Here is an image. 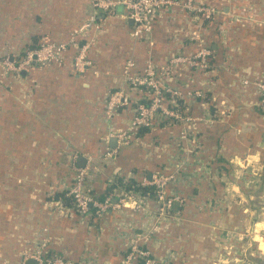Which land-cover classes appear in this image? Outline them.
I'll return each instance as SVG.
<instances>
[{"label":"crops","instance_id":"crops-1","mask_svg":"<svg viewBox=\"0 0 264 264\" xmlns=\"http://www.w3.org/2000/svg\"><path fill=\"white\" fill-rule=\"evenodd\" d=\"M207 1L220 10L211 21L174 8L160 10L151 18V34L136 39L122 4L107 16L94 0H0V52L5 47L20 50L40 39L66 41L91 16L101 23L99 29L89 28L75 38L63 53L64 63L34 65L19 79L0 80V264H19L24 251L40 244L44 256L56 252L74 264H124L133 236L148 239L144 245L160 264H216L221 236L230 239L235 234L239 239L240 230L246 232L240 237L251 247L249 253L255 248L264 255V113L256 106L252 87L242 96L247 100L243 106L226 72L221 71L219 79L218 71L217 84L209 85L205 80L210 77L194 66L177 65L170 85L215 93L207 116L212 121L189 122L186 139L180 137L184 125L174 121L159 122L141 134L140 127L133 130L127 145H119L116 138L129 126L135 101L145 95L122 75L125 62L132 58L131 71L136 72L147 58L162 65L176 53L193 54L198 49L191 39L196 28H205L215 63L231 56L264 77V0ZM219 24L224 31H217ZM84 45L90 65L76 71L72 58ZM118 89L129 96V105L109 110L108 96ZM225 97L233 105L229 115L218 112L216 101ZM197 100L183 104L193 117L203 109ZM112 148L117 152L103 158ZM11 151L16 153L9 156ZM73 155L78 166L80 156L83 166H98L87 180V193L112 203L129 184L182 166L166 186L168 193L182 198L170 209L172 222L158 226L161 221L152 216L159 213L157 200L147 194L143 208L136 211L127 206L98 215L93 207L80 214L65 204L61 194L71 183ZM216 162L225 170H238L244 163L242 171L249 174L251 186L241 184L230 169L222 177L227 184L221 178L211 181L209 168ZM38 167L41 191L29 188L36 184ZM222 193L228 206L215 201ZM262 255L255 258L264 263Z\"/></svg>","mask_w":264,"mask_h":264},{"label":"built area","instance_id":"built-area-1","mask_svg":"<svg viewBox=\"0 0 264 264\" xmlns=\"http://www.w3.org/2000/svg\"><path fill=\"white\" fill-rule=\"evenodd\" d=\"M93 4L105 12L107 16L114 15L116 7L122 4L125 9V18L132 20L130 35L136 39L147 38L151 34L153 27L151 18L157 11L174 8L186 13L193 12L197 15H202L207 20L212 19L218 11L214 6L205 4L204 0H94ZM100 27L101 23L91 16L79 30L88 28L99 29ZM77 31L75 30V32ZM200 32L198 29L191 34V39H193L198 48L192 55L176 53L170 56L162 65L155 64L152 59L147 58L144 68L136 72L131 71L134 66L132 58H129L125 62L122 75L129 85L143 89L145 95L142 98L144 100L136 102L129 126L116 134L119 145L129 144L132 131L139 127H153L155 122L167 118L182 119L183 117L179 113L176 104L178 99L185 100L190 97L192 99L203 97L201 91H187L183 94L178 88L169 84L173 70L177 65L186 64L206 70L210 61L211 51L203 46V37ZM66 44L48 43L30 48L24 52L25 59L18 66H15L14 62L11 61L9 67L18 72L26 70V65L30 62L41 61V64H45L53 61L60 64L63 61ZM86 50L87 47L85 45L81 46L73 58L72 65L76 71H83L90 65V61L86 58ZM259 88L262 95L261 101L264 105V83L259 84ZM129 102L130 98L125 91L118 89L109 94L106 106L109 110H115L120 105H129ZM180 137L186 139V132L182 131ZM116 152L117 148L108 149L104 152L103 158L111 157ZM72 157L69 167L72 172L71 183L67 187L65 195L72 199L74 208L80 214H88L93 207L97 209L98 215L104 213L109 208L116 209L129 206L135 211L139 210L144 205L143 201L145 198L147 199V195L137 190V185H153L156 189L154 197L162 203L161 210L165 213L170 212L175 200L182 201V198L178 194L166 191L167 184L176 179L179 170L183 169L182 166H179L176 168L178 170L170 174H153L150 179L144 177L141 182L129 184V188H126L120 194L121 196L118 197L117 201L112 203L107 198L102 201L98 200L86 191L87 180L93 173L95 174L99 171L98 166L94 163L78 166L75 164V155ZM144 243L135 236L130 239L123 258L124 264H139L141 260L144 264H160L153 257L151 251L145 247ZM29 258H34L37 264H74L56 252L44 256L41 244L35 247L34 250L24 251L21 264H25Z\"/></svg>","mask_w":264,"mask_h":264},{"label":"rangeland","instance_id":"rangeland-1","mask_svg":"<svg viewBox=\"0 0 264 264\" xmlns=\"http://www.w3.org/2000/svg\"><path fill=\"white\" fill-rule=\"evenodd\" d=\"M204 2H205V4L210 5L207 0H204ZM96 8H98V7H96ZM217 10H218L217 12L220 11L219 9H217ZM188 14L191 17H196L197 16V14H195L193 12H190ZM198 16L200 18L204 19L202 15H198ZM213 17H212V19H213ZM212 19H208V20L204 19L203 21H211ZM83 24H84V22L78 28L72 30L70 32L68 40H66V41H63V42H59V41H57V42H46V41H41V39H40L38 42H36V44H37V46H41L42 44L44 45V44H48V43H67L66 44V49H67L70 44L74 43L75 38L77 36L84 35L86 30L89 29L88 28V29H84V30H79V28ZM197 29L198 28H196V30L193 31L191 34L196 32ZM216 29H217L218 32L224 31V27L221 26V24H219ZM75 30H78V31L75 32ZM199 30L201 31L200 33H201V35L203 37V44H204L203 46L206 47L207 49H210V51H211L210 61H209L208 65H207V67H206V70L198 69L197 66H194L193 68L195 70H197V69L200 70L201 74H203L204 76L206 75V76L210 77V78H207V80H205V81L208 82L209 85H211V84H215L216 85L217 84L216 82L218 81V71H219V79H220V72L221 71L226 72V74L230 78V85L231 86H235L237 95L241 98V100H242L241 104L243 106L247 105V100L245 99V97H242V96L247 95L249 93L248 91H249L250 87H252L254 89L253 92L257 95V98H258L257 102H256V106L260 110L261 114H262V111L264 113V105H263V103L261 101L262 95H261V90L259 88V84L264 83V77L256 76V74L253 73L252 71H247V69L244 68L243 65L237 64L235 62V60L231 56H226L225 55L224 59L222 60V62L220 64L215 63L214 59H213V52H212V50L210 48V44L204 38V34L206 33V30H205V28L204 29H199ZM73 36H75V37L72 39ZM218 36L220 37V41L222 42V45H226L225 41H223L222 35L221 36L218 35ZM30 44H32V42L28 43V45H30ZM28 45L22 47L20 50L12 49L13 51H10L8 47H5L4 50H2V52H0V80H5V79L7 80L8 78H11V77L19 79L20 78V76H19L20 74H23V72L25 73V71H28L34 65L41 66V65H45V64H49V63H56V62H53V61H49L48 63L41 64V61H37V62H30L29 64H27L26 65V70H21V71L17 72L15 70L11 69L9 67L10 66L9 63L11 61L14 62L15 66H18L25 59L24 52L26 50L30 49V48L37 47V46H34V47H30L29 46L28 47ZM234 45L238 46V44H234ZM236 46L234 47V50H236ZM190 55H192V54H190ZM74 56H73V58H74ZM63 61H64V55H63ZM63 61H62V63H64ZM213 69H216V71H215L214 75H211L212 74L211 71ZM249 74H251V76H249ZM171 86H173V85H171ZM174 87L178 88L176 86H174ZM178 89L183 94L186 93L187 91L195 92L197 90L201 91L203 93V95H202L203 97L199 98L201 100H197L196 101V102H201L200 105L203 108L201 110V115L193 117V115H191V113H189V111L186 108H183V104L184 105L185 104L189 105V98H186L185 100L184 99H178L177 102H176L177 108H178L179 113L181 114V116L183 118L182 119L167 118V119H163L161 121L155 122L154 125H156L157 123L162 122V121H168V122L169 121L170 122L174 121V122H178V123H181L182 125H184L183 129L181 130V132L182 131L186 132L187 124L189 122H191V121H194V120L207 121V122L212 121L211 116H209V118H207V116L209 115L210 109H211L209 107V102L211 101V99H212V97H213V95L215 93H209L208 94V92L206 93L203 89H191V88H188V89H180V88H178ZM206 94H208V102H204V100L206 98ZM217 95H219V94L217 93ZM191 99H192V97H190V101H191ZM216 102L220 106V110H221V111H218V112L222 113L224 115L225 114L229 115V113L227 111L230 110L231 108L233 109V105L229 101V99L226 98L225 100H223L222 98H220L219 101L217 100ZM206 106L208 108L207 111L204 110V108H206ZM215 109L218 110V108H215ZM163 118H165V117H163ZM181 132H180V136H181ZM15 153L16 152H14V151L9 152V156H13ZM27 159L28 158L26 157L25 160L27 161ZM220 166H221V164L216 162L215 165H213V167L209 168L210 169L209 175H210V173L211 174L213 173L211 175V177H210L211 181H213L215 178H221V180H223V178H225L226 175L229 174V172L227 170L230 169L231 174L234 175L233 177L236 178V179L239 178L241 180V184H243L245 187H250L251 186V182L247 183L249 174H246L245 172L242 171V169H244V167H245L244 163H243V166H241L238 170L233 168V167L232 168L231 167H226V170H225V167L222 168ZM38 168H36V170L40 171V172L36 173L37 177L34 179L36 184H34L32 187H29L30 186L29 185L28 187L30 189L32 188V190H36V191L40 190L41 191V168H39V169ZM174 171L175 170H172L171 172H174ZM224 173H226V175ZM224 180L222 182L224 184L226 182V184H227V182H228L227 179L225 181ZM18 181L21 182L22 179L19 178ZM20 184L21 183H19V185ZM25 186H27V185H25ZM172 193H176V192H172ZM176 194H178V193H176ZM119 196H121V195H119ZM215 201L216 202H221V205H223V206H226V205L228 206L229 205V201L226 199V197L224 196L223 193H222V195H218L217 197L215 196ZM143 206H142V208H143ZM161 207H162V203H160L157 200V205H156V210L155 211H158L159 213L155 214L153 212L152 216H153V219H154L155 215H156V219L155 220H157V222L161 221L158 224V226L160 224H163V223H166V222L167 223H171L172 222V217H170V216L168 217V214L171 215L170 212L169 213L163 212L161 210ZM238 232H240L241 235L243 233L244 234L246 233L245 230H240ZM234 233L235 232H233V234ZM226 236H227V234H226ZM226 236H223V237L221 236L222 239L220 240V243L216 244V250L220 251V259H218L219 261H216V264H264L263 262H261V261L259 262L255 258L256 256H261L262 252L259 251L258 253H256V250L254 248L255 252L253 253V255H251L249 253V251L247 249H251V247H246L245 246V242H244L245 237L244 236L243 237L239 236V239L237 238V236L235 234L233 236H230L229 237L230 239H226ZM241 238H242V240H241ZM141 240L143 242H147L146 240H148V239L143 237V238H141ZM231 240H232V242H231ZM246 245L248 246V244H246ZM262 256L263 257H261V258H264V255H262ZM262 260L264 261V259H262ZM19 264H21V261L19 262Z\"/></svg>","mask_w":264,"mask_h":264},{"label":"trees","instance_id":"trees-1","mask_svg":"<svg viewBox=\"0 0 264 264\" xmlns=\"http://www.w3.org/2000/svg\"><path fill=\"white\" fill-rule=\"evenodd\" d=\"M34 47V46H37V44H36V42L35 43H32V44H30V45H28V47ZM142 100H144V99H141V101ZM141 101H139V100H136L135 101V103L136 102H141ZM151 127H148V128H146V127H140V134L141 133H143V132H145V131H147V130H149ZM136 189L137 190H140L141 191V193L142 194H147V195H149V196H151V197H154L155 195H156V189H155V187L153 186V185H148V186H141V185H137V187H136ZM92 194V193H91ZM61 195H63V199H64V201H66V203L65 204H67V205H73V201H72V199L69 197V196H66L65 195V193L63 192V194H61ZM65 195V196H64ZM143 261L141 260V262L139 263V264H144V263H142Z\"/></svg>","mask_w":264,"mask_h":264},{"label":"water","instance_id":"water-1","mask_svg":"<svg viewBox=\"0 0 264 264\" xmlns=\"http://www.w3.org/2000/svg\"><path fill=\"white\" fill-rule=\"evenodd\" d=\"M129 21L132 22L131 19H129ZM83 162H84V158H83V156H80V157H79V164H80V166H83ZM25 264H37V262H36V260H35L34 258H29V259L25 262Z\"/></svg>","mask_w":264,"mask_h":264}]
</instances>
